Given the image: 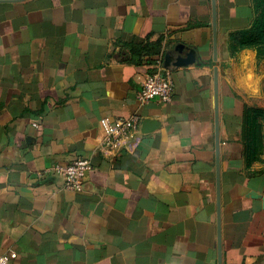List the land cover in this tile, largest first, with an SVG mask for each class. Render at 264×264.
<instances>
[{"label": "crops", "instance_id": "obj_1", "mask_svg": "<svg viewBox=\"0 0 264 264\" xmlns=\"http://www.w3.org/2000/svg\"><path fill=\"white\" fill-rule=\"evenodd\" d=\"M258 15L255 0H0V256L264 264V148L247 144L259 62L231 49ZM188 50L196 63L168 66ZM156 59L172 100L140 106ZM133 116L100 155L105 128ZM78 157L92 163L80 193L38 176Z\"/></svg>", "mask_w": 264, "mask_h": 264}, {"label": "built area", "instance_id": "obj_2", "mask_svg": "<svg viewBox=\"0 0 264 264\" xmlns=\"http://www.w3.org/2000/svg\"><path fill=\"white\" fill-rule=\"evenodd\" d=\"M174 93V85L170 72L163 66L161 59H156L149 72L141 82L137 93V102L140 106L151 101L169 103ZM139 118H119L114 127L105 128V134L97 144V152L109 157L118 152L123 143L139 128ZM92 163L87 158H75L67 164H55L38 173L39 177L54 176L62 181L65 190L80 193L83 190L87 173L91 170ZM16 257L15 253L0 256V264H9Z\"/></svg>", "mask_w": 264, "mask_h": 264}, {"label": "trees", "instance_id": "obj_3", "mask_svg": "<svg viewBox=\"0 0 264 264\" xmlns=\"http://www.w3.org/2000/svg\"><path fill=\"white\" fill-rule=\"evenodd\" d=\"M255 2L259 15L254 20L250 30L242 32L231 39V49L233 52L246 48L255 49L257 51V61L261 63L264 61V0H255ZM248 115L247 144L249 152L252 155H256L259 153V147H256L251 142L252 132L249 128L252 126L257 114L253 109H249Z\"/></svg>", "mask_w": 264, "mask_h": 264}, {"label": "rangeland", "instance_id": "obj_4", "mask_svg": "<svg viewBox=\"0 0 264 264\" xmlns=\"http://www.w3.org/2000/svg\"><path fill=\"white\" fill-rule=\"evenodd\" d=\"M264 62V61H263ZM259 63V89L254 90L248 96L250 109H253L257 116L252 122L249 130L252 132L251 142L259 147V155L262 154L264 148V63Z\"/></svg>", "mask_w": 264, "mask_h": 264}, {"label": "water", "instance_id": "obj_5", "mask_svg": "<svg viewBox=\"0 0 264 264\" xmlns=\"http://www.w3.org/2000/svg\"><path fill=\"white\" fill-rule=\"evenodd\" d=\"M214 48L216 51V43H214ZM177 51L182 52V49H185L183 46L179 45L176 47ZM170 61V62H169ZM166 63H170L168 64V66L170 65V67H174V68H179V67H187L189 65H192L194 63H196V58H195V52L193 50H188V54L186 55V57L182 58H176L175 60L171 61L169 59V57H166ZM216 74V72H215ZM217 75V74H216ZM217 76H215L216 78Z\"/></svg>", "mask_w": 264, "mask_h": 264}]
</instances>
